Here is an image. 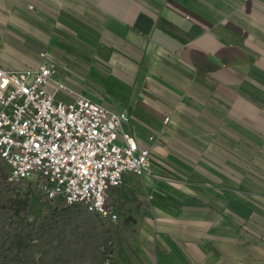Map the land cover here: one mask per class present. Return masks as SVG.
I'll return each mask as SVG.
<instances>
[{"label":"rangeland","instance_id":"374dc122","mask_svg":"<svg viewBox=\"0 0 264 264\" xmlns=\"http://www.w3.org/2000/svg\"><path fill=\"white\" fill-rule=\"evenodd\" d=\"M16 30L0 32V63L36 64L39 32ZM163 140L150 174L112 192L115 222L39 200L31 182L7 183L0 161V264H264V128L225 120Z\"/></svg>","mask_w":264,"mask_h":264},{"label":"crops","instance_id":"0c3cea01","mask_svg":"<svg viewBox=\"0 0 264 264\" xmlns=\"http://www.w3.org/2000/svg\"><path fill=\"white\" fill-rule=\"evenodd\" d=\"M16 28L39 32L67 85L126 111L152 160L172 130L264 128V0H0V32Z\"/></svg>","mask_w":264,"mask_h":264},{"label":"built area","instance_id":"2783aa9c","mask_svg":"<svg viewBox=\"0 0 264 264\" xmlns=\"http://www.w3.org/2000/svg\"><path fill=\"white\" fill-rule=\"evenodd\" d=\"M67 98V99H66ZM113 110L67 85L44 51L34 65L0 64V161L5 181L31 182L39 200L80 205L115 222L112 191L150 174L151 147ZM153 142V136H148Z\"/></svg>","mask_w":264,"mask_h":264}]
</instances>
